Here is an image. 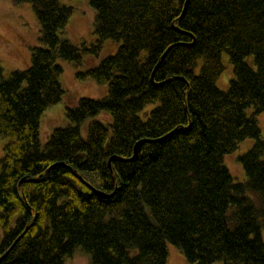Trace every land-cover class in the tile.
Segmentation results:
<instances>
[{"label": "trees", "instance_id": "1", "mask_svg": "<svg viewBox=\"0 0 264 264\" xmlns=\"http://www.w3.org/2000/svg\"><path fill=\"white\" fill-rule=\"evenodd\" d=\"M20 1L41 35L27 68L0 65V264H64L79 247L92 264H168L167 241L193 264H264V0H189L184 13L186 0H90L97 39L81 46L60 36L72 6ZM108 40L117 50L78 73L107 95L66 106L43 142L65 93L58 59L81 64ZM247 137L235 181L225 155Z\"/></svg>", "mask_w": 264, "mask_h": 264}, {"label": "rangeland", "instance_id": "2", "mask_svg": "<svg viewBox=\"0 0 264 264\" xmlns=\"http://www.w3.org/2000/svg\"><path fill=\"white\" fill-rule=\"evenodd\" d=\"M61 1L73 8L67 26L60 32L61 38L69 39L79 46L83 43L87 45L95 43L97 39L94 31L96 10L90 0ZM40 35L41 26L29 2L0 0V65L5 76L14 70H23L31 64L32 49L40 45ZM118 46V41L108 40L98 56L87 55L81 64L63 58L58 59L59 64L63 67L62 83L65 93L63 99L50 106L42 116L41 137L43 142L47 141L55 127L68 124L65 116L66 106L74 104L79 97L102 98L107 95L108 87L106 84L98 83L90 76L82 78L78 76V73L98 65L103 57L113 54ZM247 61L254 64L251 56L247 58ZM222 62L224 69L217 79V85L219 88L227 90L231 79L234 78V68L226 52L222 54ZM154 106L156 105H148L140 113L141 117L147 119ZM252 111L253 108L248 109L249 114ZM256 118L261 128V136L264 139V110L257 114ZM97 119L111 123V117L107 112L101 113ZM82 133L84 137L87 136L86 124ZM6 141L7 139L0 135V159L5 154ZM254 142V138L247 137L239 142L234 152L225 155V164L229 167L235 181H244L246 178L239 157L249 150ZM262 236L264 239V229H262ZM166 244L169 252L168 264H193L187 260L176 245L170 241H167ZM64 264H92V262L90 254L79 247L72 255L66 257ZM217 264H224V262H217Z\"/></svg>", "mask_w": 264, "mask_h": 264}, {"label": "water", "instance_id": "3", "mask_svg": "<svg viewBox=\"0 0 264 264\" xmlns=\"http://www.w3.org/2000/svg\"><path fill=\"white\" fill-rule=\"evenodd\" d=\"M188 3H189V0H186L185 2V6H184V10H183V13L185 12V10L187 9V6H188ZM165 54H163L161 60L159 61L158 65L161 63L163 57H164ZM158 65L156 66V68L158 67ZM147 139L146 138H142L140 140L137 141V143L135 144V147H134V155L132 158H136L138 153H139V150H140V147L141 145L146 141ZM112 159V158H111ZM110 159V161H111Z\"/></svg>", "mask_w": 264, "mask_h": 264}]
</instances>
